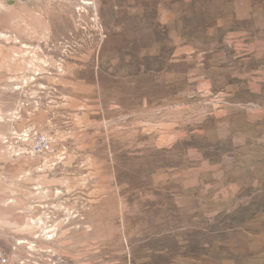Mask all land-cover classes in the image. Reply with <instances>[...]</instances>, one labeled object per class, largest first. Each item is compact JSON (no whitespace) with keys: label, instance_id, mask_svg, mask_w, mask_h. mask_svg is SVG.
<instances>
[{"label":"rangeland","instance_id":"rangeland-1","mask_svg":"<svg viewBox=\"0 0 264 264\" xmlns=\"http://www.w3.org/2000/svg\"><path fill=\"white\" fill-rule=\"evenodd\" d=\"M0 264H264V0H0Z\"/></svg>","mask_w":264,"mask_h":264},{"label":"built area","instance_id":"built-area-1","mask_svg":"<svg viewBox=\"0 0 264 264\" xmlns=\"http://www.w3.org/2000/svg\"><path fill=\"white\" fill-rule=\"evenodd\" d=\"M19 136L21 137V139H24L25 141H28L29 139H32L33 136H36V141L32 147V152L34 153L42 154L45 153L48 149H50L51 143L48 140V138L45 136L36 135V134L33 135L30 131H26Z\"/></svg>","mask_w":264,"mask_h":264},{"label":"bare ground","instance_id":"bare-ground-1","mask_svg":"<svg viewBox=\"0 0 264 264\" xmlns=\"http://www.w3.org/2000/svg\"><path fill=\"white\" fill-rule=\"evenodd\" d=\"M87 3H92V2L87 1ZM31 64H32V65H30V66H35V67H37L36 64H34V63H32V62H31ZM34 69H35V70H34ZM34 69H33V71L36 72V68H34ZM36 73H37V72H36ZM38 74H39V73H38ZM32 78H33V77H32Z\"/></svg>","mask_w":264,"mask_h":264}]
</instances>
